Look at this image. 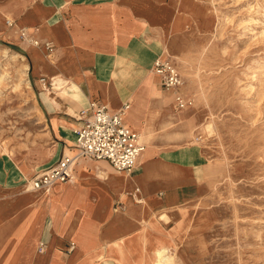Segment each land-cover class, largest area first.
Instances as JSON below:
<instances>
[{"label": "rangeland", "instance_id": "374dc122", "mask_svg": "<svg viewBox=\"0 0 264 264\" xmlns=\"http://www.w3.org/2000/svg\"><path fill=\"white\" fill-rule=\"evenodd\" d=\"M32 1L0 2V71L6 74L0 82V184L24 189L3 199L10 205L16 197L11 204L17 207L28 204L30 197L21 193L30 195L31 179L53 151L46 145L54 144L47 138L31 73L39 46L31 35L28 43L7 28ZM125 5L132 8L137 31L147 23L163 26L165 53L178 66L183 91L193 101L180 110L173 98L164 105L153 125L152 145L137 131L148 117L151 96L158 93L152 71L124 109V121L145 144V158L157 152L191 163L199 189L197 199L181 210L185 226L177 242L170 249L167 241L160 243L154 255L165 250L163 255L183 257V264H264V0H127ZM18 41L28 44L27 51ZM13 52L19 54L13 57ZM53 63L59 66V60ZM25 64L29 68L22 74Z\"/></svg>", "mask_w": 264, "mask_h": 264}, {"label": "crops", "instance_id": "0c3cea01", "mask_svg": "<svg viewBox=\"0 0 264 264\" xmlns=\"http://www.w3.org/2000/svg\"><path fill=\"white\" fill-rule=\"evenodd\" d=\"M126 1L34 0L19 9L13 25L7 26L15 35L25 27L32 37L55 46L51 53L43 45L33 50L35 97L47 138L54 143L46 145L53 151L40 171L75 153L76 130L83 124L81 110L94 101L111 111L128 104L152 71L154 60L169 56L161 37L163 26L147 23L137 31ZM17 44L27 51L28 44ZM57 76L65 80L59 84ZM153 81L158 93L151 96L144 120L152 125L172 98L174 106V95L162 88L154 73ZM162 157L189 166L192 174L163 177L145 189L139 183L144 178L137 179L144 173L142 164L125 174L106 160L84 156L74 166L73 181L64 186L56 183L58 199L41 194L34 203L19 207L6 205L3 199L24 189L1 183L0 264H156L160 257L154 249L165 241L170 249L177 242L185 226L181 210L199 194L193 165ZM136 187L141 202L131 195ZM41 243L43 251H39ZM182 258L161 257L164 264H183Z\"/></svg>", "mask_w": 264, "mask_h": 264}, {"label": "built area", "instance_id": "2783aa9c", "mask_svg": "<svg viewBox=\"0 0 264 264\" xmlns=\"http://www.w3.org/2000/svg\"><path fill=\"white\" fill-rule=\"evenodd\" d=\"M12 26L13 23L9 22ZM20 38L29 43L30 34L27 30H19ZM32 37V36H31ZM36 46L43 45L50 53L54 50L52 41L41 42L32 37ZM152 72L160 79L162 88L174 95V107L178 110L192 105V98L183 91L185 80L175 61L170 56H160L154 60ZM123 104L118 110L109 108L96 101L81 110L83 124L76 130V151L72 155L65 154L53 165L43 169L31 179L32 189H44L60 182H66L73 177L74 166L81 157L95 160H106L119 172L132 173L137 166V160L145 149V144L139 139L124 121ZM131 195L141 202L140 188L136 187ZM43 243L39 251H43ZM74 248V244L71 245Z\"/></svg>", "mask_w": 264, "mask_h": 264}, {"label": "bare ground", "instance_id": "6f19581e", "mask_svg": "<svg viewBox=\"0 0 264 264\" xmlns=\"http://www.w3.org/2000/svg\"><path fill=\"white\" fill-rule=\"evenodd\" d=\"M5 52L6 53H10V50L6 49ZM17 54H19V53L13 52L11 54V56L16 57ZM25 66H26V69H25V71L21 72L22 74H27V70H28L29 67H28V64H25ZM5 76H6L5 72L1 70L0 71V82L2 80H4ZM56 80L58 81L59 84H61L65 80V78L61 77V76H57ZM29 83L30 82L28 81L27 84L30 87ZM16 86H17V84H16ZM137 131L140 132L141 140H145L151 145L155 143V141H153L151 139L152 136H153V133H154V129H153V125L152 124H143L142 126L137 127ZM50 154H51V152L49 151L47 156L50 155ZM146 156H147V153H145V154L142 153L139 156L138 160H137V164H142L143 165V172H144L142 175L137 176V179L138 178L139 179L144 178V181L142 180V182L140 181L139 183H143L146 186L148 185L150 179L152 177H154V176L159 177V178H163V177H169L171 175H176L178 173H179V175H190L191 174V170H190L189 166H185L184 164H177V163L176 164H172L167 159H165L162 156H160L157 152H155V154H153V155H150V157L148 156L149 158H145ZM153 172H156V174L154 176H152ZM145 177H146V179H145ZM68 181H66V182L68 183ZM27 189L29 191L31 190V192H30V200L28 201V204L29 203H34L38 199L39 195H41V194H45L46 196H50V197L55 194L54 193L55 189H53L51 186L46 187L44 189H32L31 188V184H30V187H28ZM15 198L16 197L10 198L11 199L10 204L12 203V201ZM164 253H165V250H158V255L162 256ZM161 263H162V260L157 262V264H161Z\"/></svg>", "mask_w": 264, "mask_h": 264}]
</instances>
